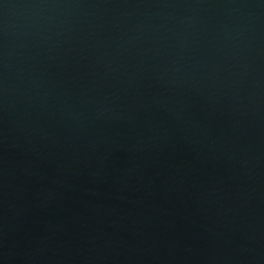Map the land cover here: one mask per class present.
Masks as SVG:
<instances>
[{"label":"water","instance_id":"obj_1","mask_svg":"<svg viewBox=\"0 0 264 264\" xmlns=\"http://www.w3.org/2000/svg\"><path fill=\"white\" fill-rule=\"evenodd\" d=\"M0 264H264V0H0Z\"/></svg>","mask_w":264,"mask_h":264}]
</instances>
